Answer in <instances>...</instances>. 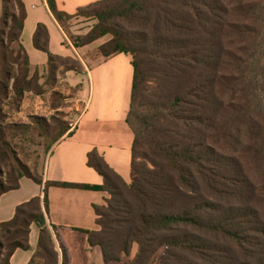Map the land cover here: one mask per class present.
<instances>
[{
  "label": "trees",
  "instance_id": "trees-1",
  "mask_svg": "<svg viewBox=\"0 0 264 264\" xmlns=\"http://www.w3.org/2000/svg\"><path fill=\"white\" fill-rule=\"evenodd\" d=\"M15 1L20 14L13 15L11 41L19 43L17 55H8L0 42V197L19 188L23 176L43 184L6 137L28 126L5 122L3 100L12 95L20 103L26 91L44 94L38 72L30 76L21 42L26 6ZM47 2L53 14H65L56 0ZM77 13L98 19L75 41L77 47L111 34L102 53L132 56L131 180L98 150L90 151L88 164L104 183L46 181L43 198L21 203L12 219L0 222V264H10L17 249L31 248L33 223L40 234L28 264H71L57 226L47 223L51 186L108 193L104 204L94 206L99 228L82 229L107 263L136 248L126 264L157 257L160 264H264V217L257 207H264V0H97ZM49 40L48 28L39 23L34 43L52 68L60 55L50 50ZM71 69L76 70H66ZM221 193L239 204L218 205L206 196ZM191 228L216 235L218 242Z\"/></svg>",
  "mask_w": 264,
  "mask_h": 264
},
{
  "label": "crops",
  "instance_id": "crops-1",
  "mask_svg": "<svg viewBox=\"0 0 264 264\" xmlns=\"http://www.w3.org/2000/svg\"><path fill=\"white\" fill-rule=\"evenodd\" d=\"M30 1H32L31 6L26 0H23L27 16L24 21L21 42L29 55L31 73L36 70H43L48 66V54L38 49L34 43V34L39 23L45 24L48 28L49 48L54 54L75 59L79 57L83 61L80 51L85 46L76 48L70 42H66L65 31L52 13L47 0L42 1L50 23H45L41 17L30 14V9L37 8L34 0ZM56 1L59 10H67L65 9V0ZM94 1L97 0H79L73 8L67 11L69 14H74L80 7ZM33 19L34 25H31L30 21ZM26 35L29 39L28 43L26 42ZM117 55L108 57V59H115ZM86 67L87 70L81 67V71L71 69L63 72V80L69 87L79 86L76 94L79 97L77 100L79 102L85 100L86 103H77V111L82 106L77 119L70 123L71 127L53 144L41 172L43 184L37 183L27 176L21 177L19 188L8 191L0 197V222L12 219L17 206L21 203L35 196L43 198L46 181L102 185L104 177L88 164V154L94 149L98 150L109 165L126 181L131 180L134 133L127 122V116L131 104L133 74L130 90H124V95L121 94L116 108L113 110L117 112L114 117L119 122L120 129L119 132H113L110 126L101 125L112 119V116L109 115V108L106 105H99L98 109L94 108L95 74H98L101 67L100 65L94 66L93 69L87 65ZM59 88L62 93L68 94L64 88ZM28 93L27 91L24 94L23 107L29 99ZM107 197L106 191L64 186L49 187L47 223L51 229H53V225L57 226L58 233L68 248L71 264H124L123 261L107 263L102 248L98 245L92 246L89 243L88 234L82 230L99 228L94 206L104 204ZM39 234L38 225L33 223L30 233L31 248L29 250L17 249L11 257L10 264L29 263L37 250Z\"/></svg>",
  "mask_w": 264,
  "mask_h": 264
},
{
  "label": "rangeland",
  "instance_id": "rangeland-1",
  "mask_svg": "<svg viewBox=\"0 0 264 264\" xmlns=\"http://www.w3.org/2000/svg\"><path fill=\"white\" fill-rule=\"evenodd\" d=\"M26 1L29 3V6H31L32 1ZM65 1V9L70 10L79 0ZM34 2L36 3L37 8L30 9L29 7L30 14H35L44 19L43 21H45V23H50L43 1L34 0ZM67 10L62 11L66 15L63 14V16L59 17L57 14H54V16L65 31L66 42H70V44L76 48L85 46L84 49L80 51V55L84 62L79 57L78 59L72 57H56L52 62V68L48 63V66L43 70H36L40 82L44 84V94L37 96L36 93L28 91L29 99H27V104L24 107V97L22 101L18 103L15 102L12 95L8 99H4L2 104L3 110L6 113L5 122L28 126L23 132L7 133L6 137L11 144V147L16 151L21 162L28 166L31 172L37 176H41L43 166L55 140L61 133L71 127L70 123L77 119L82 108L81 106L78 111L76 109L77 103L79 102V100H77L79 97L76 95L79 86H73L71 88L67 85L66 81L63 80L64 77L62 75L66 69L73 67L76 71H81V67L87 70L86 65L90 69H93L96 65H100L101 68L98 74H95L96 90L94 93V108L98 109L99 105H106L107 108H109V115L112 116V119L101 125L110 126L113 132H119L120 130L119 122L116 121V118L114 117L117 112H114L113 110L116 108V104L118 103L121 94L124 95V90L129 91L132 83L133 66L131 54L118 53L116 58L114 57L115 59H108V57L102 53L100 47L103 43L111 39V34H107L106 36L87 44V46L84 45L77 47L75 41H78L79 37L88 34L97 24L98 19L94 15L85 16L80 15L77 12L69 14ZM14 14H20L16 1L0 0V42L4 43V47H7L6 51L8 55L14 54L16 56L19 51V43L17 41H11L12 27H17L13 19ZM67 14H69V16H67ZM30 24L34 25V19L30 21ZM28 41L29 39L26 35V42L28 43ZM76 56H78V54H76ZM17 70L18 67L16 65L15 71ZM36 71L31 73L30 69V76H33ZM0 78L4 79L1 75ZM6 81H9V78H7ZM9 83L12 84V81L10 80ZM153 85L154 84L151 82L150 86L152 87ZM59 87L64 88L66 90L65 92L68 94L65 95V93H62ZM125 87L127 88L125 89ZM80 102L81 104L86 103L85 100H81ZM142 112L146 113L145 110ZM12 161L18 174V172H20L19 163L16 162L15 159ZM254 178L260 180L261 177L256 175ZM226 189L228 190V188ZM206 196L207 199L218 205L239 204L237 199L232 197L228 198L225 194L216 197L210 194H207ZM192 200H194V198H192ZM257 207L259 208L262 217H264L263 205L258 202ZM191 232L199 234L203 238L210 239L211 241L218 242V239L214 234L200 233L198 230L192 228ZM56 242L61 262V248L57 239ZM219 242L225 243L222 239ZM234 248L237 249V246L234 245ZM135 252L136 248L130 256L124 255L121 261H123L124 264L132 261ZM149 264H160L158 257L154 258Z\"/></svg>",
  "mask_w": 264,
  "mask_h": 264
}]
</instances>
